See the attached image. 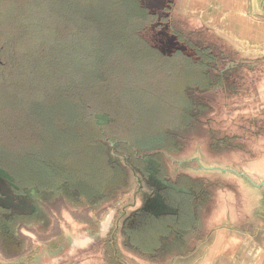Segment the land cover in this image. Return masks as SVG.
<instances>
[{
  "label": "trees",
  "instance_id": "16d2710c",
  "mask_svg": "<svg viewBox=\"0 0 264 264\" xmlns=\"http://www.w3.org/2000/svg\"><path fill=\"white\" fill-rule=\"evenodd\" d=\"M2 2L3 37L19 53L15 73L32 84L27 100L23 92L0 95V195L7 193L0 222L34 208L26 188L66 183L77 196L114 194L128 173L111 159L112 144L144 174L164 175L160 150L179 149L169 130L189 126L194 108L206 107L193 101L191 87L207 95L213 87L211 50L171 31L174 0ZM187 182L164 194L176 213L143 208L125 221L140 250L156 251L161 236L193 221L190 202L201 190ZM108 251L120 258L112 241Z\"/></svg>",
  "mask_w": 264,
  "mask_h": 264
},
{
  "label": "crops",
  "instance_id": "0c3cea01",
  "mask_svg": "<svg viewBox=\"0 0 264 264\" xmlns=\"http://www.w3.org/2000/svg\"><path fill=\"white\" fill-rule=\"evenodd\" d=\"M172 13L176 29L199 38L213 50L214 59L208 67L217 96L210 102L199 97L209 109L201 113L199 121L194 123L193 129L199 125L200 135H192V138L184 136L186 146L192 148L187 147L175 156L166 154L173 163L179 164L181 169L178 172L201 179L203 185L193 205L197 223L192 230L174 229L163 239L162 247L165 243H176L183 237L191 238L195 244L184 241L183 249L180 247L177 252L173 251L172 257L163 261L157 258L160 250L155 255H144L130 248L129 236L123 226L115 231L120 238L121 250L144 264H198L203 260L211 261L219 254L234 256L239 253L241 243L234 234H242L255 241L257 232L250 228V225L256 227V223L249 224L248 218L236 221L231 218L232 206H236L240 196L243 200L245 196H255L254 187L255 192L263 194V188L254 181V177L260 176V173L252 172L249 167L252 162L264 163V116H260L264 114V0H176ZM204 134H209V137L206 139ZM250 146H254L253 156L250 155ZM225 153L230 157L225 158ZM193 159L195 161L192 163ZM194 163H198V166ZM128 168L127 185L121 187L116 195L110 196L109 200L106 198L109 210L101 226L107 222V227L104 235L101 227L98 231L103 237L114 231L119 209L117 205L124 202L125 205L134 204L138 199L143 201L145 198L141 178L131 166ZM136 186L140 193L138 198L129 195ZM259 198L258 204L249 208L251 211L261 206L264 209V198ZM164 209L176 213L170 205ZM242 210L246 212L247 208ZM89 215L94 219L91 213ZM24 225L29 227L25 222ZM243 226L247 228L243 229ZM261 226L264 229V224ZM232 232L235 233L230 236ZM255 250L254 247V258Z\"/></svg>",
  "mask_w": 264,
  "mask_h": 264
},
{
  "label": "rangeland",
  "instance_id": "374dc122",
  "mask_svg": "<svg viewBox=\"0 0 264 264\" xmlns=\"http://www.w3.org/2000/svg\"><path fill=\"white\" fill-rule=\"evenodd\" d=\"M2 1L3 0H0V95L2 92H4L2 95L3 96L2 99H4V97L9 96L10 95L9 93L11 92L19 94V96H21V92H23L26 97H23V95L21 97L24 100H27L30 98L29 96H31L30 85L32 83L29 75L28 76L26 75L21 79H18L20 73L18 74L15 73L17 67V64H15V60H17V57L19 58V53L17 50V46L13 41V38L11 37L8 39L7 36L3 37L5 35L2 30L3 28L2 25L4 20H6L7 16L4 12L5 10L2 11V8L8 7V4ZM175 1L176 0H174L170 12L171 31H174L176 34H178L181 37H184L189 41L191 40L195 46L203 50H207L209 48L211 50L210 53L212 54L211 57V61H212L214 59L213 50L210 47H206L204 42L200 41L199 38H196L192 35H187L188 34L187 32L176 29L177 27L176 25H174L172 20V15H173L172 10ZM8 73L11 75L10 77H12L9 81L8 79H6L5 76V74ZM262 73L264 75V68L262 70ZM3 79L4 80L6 79L8 82L4 81ZM3 82H5V85L6 84L7 85L4 86L2 84ZM23 88L24 89L29 88V89L23 91ZM253 88H255L254 85ZM42 91L40 92V96L45 95V93ZM199 91H200L199 89L195 87H191L190 94L193 98V101L195 103L204 105L206 107L200 109L199 106H196L194 108V116L190 121L191 123L189 126L184 128L174 127L169 130L171 137L174 139V141H176V145L179 147V149L175 151L174 150L168 151L165 149L160 150L161 152L164 153V159H165L164 162H165L166 171L164 175L162 176H159L158 174L156 175L153 171L144 174L143 172H141L140 169L136 168L133 165L128 154L123 153L122 151H119L115 147L111 146L110 148L111 159L123 164L125 166V169L127 170L128 176L130 170L128 166H131V168L135 170V172L139 175L142 181L141 190L143 191V194L142 193L141 194L145 196L143 201L142 199H138V202L134 204L127 203V205H125L124 202L121 205H117L119 209L116 213L117 216L115 218L113 225L114 231L112 230L109 235L103 237L104 230L107 227V222H104V224L101 226V221L103 217L106 216L105 213L107 212V210H109L107 209L109 203L108 198L110 196L116 195V193L119 192L121 188L118 189L112 195L103 194V195H98L94 198H89L86 195L77 196L75 191L71 189L69 185H67L66 183L60 185L57 189L48 190V191L39 190L37 187L26 188V191L30 196L27 197V200L32 199V204L36 203L35 204L36 206L41 204L43 210H40L41 213L39 214L38 213L39 210L36 211V208L24 209V210H20L21 214L23 215L20 214L18 216H13L7 219V221H9L10 224L9 228L12 231L11 234H14V237H16L14 239L15 241L14 240L10 241V238L7 239L6 237H4V233L8 231H6L4 227H2V222H0V264H144L143 261L138 262L137 260L127 256L121 250L120 242H119L120 238L117 236L115 231H117L118 227L120 226H123L124 229L125 221L131 215H133V213H136L140 209L143 208L148 209L156 214L166 212L165 211L166 209H164V207L167 205L169 206V204H167L166 202V197H165L166 191L167 189L171 190L173 188L172 184L173 183L175 184V182L177 181L179 182L181 181L185 185H187L188 183L187 180L191 179L192 181L197 182L196 188H199L200 190L202 189L203 182L201 179L190 177L187 174L178 172L181 169V167H179V164L176 162L173 163V161L166 156V154L175 156L180 154L187 147H189L187 149L192 148V146L190 147V145L186 146V142L184 139L187 136H189V138H192V135L193 136L195 134L200 135L198 132L200 131L198 128L199 125L193 129L194 123L196 121H199L198 117L201 113L208 111L209 106L206 104H202L201 100L199 99L202 98V100L203 101L206 100V102L214 101L215 97L217 96L216 95L217 92L213 90V87L209 90L208 95L204 91H200V93ZM2 99L0 100V102L2 101ZM8 99H10V97H8ZM20 102L21 101H16V106L14 110H17V106L18 104H20ZM261 115L264 116V114L262 113L260 114V116ZM187 129H191V130L189 132L184 133V131ZM204 135L206 139L207 137H209V134L207 135L204 134ZM190 140L194 141L192 139ZM249 148L251 149L250 155L253 156L254 146H250ZM126 156L127 158H125ZM224 157L229 158L230 154L227 157L225 153ZM194 161L195 159H193L192 163ZM194 165L197 167L198 163H194ZM249 169L252 170V172L254 173H260V176L254 177V181L256 184L259 185L258 187L263 188V194L261 195L255 192L257 190L254 187V193H256V195L253 196L252 198L250 196H245L243 200L242 197L240 196L239 199L237 200V204H236L237 207L232 206L233 210H231L230 216L235 221L237 219L248 218L249 224L256 223L255 225L256 227H252V225H250L251 230L254 229L257 232V235L255 236V241H253V239L250 240L246 238V236L242 234H236L235 232H232L230 236L235 233L234 235H236L241 242L238 247L239 253H236L234 256L219 254V256H217L211 261L203 260L198 264H264V229H262L261 226L264 224V209H262V206L261 208L253 209L252 211L251 209H249L251 207L254 208L255 205L258 204L257 199H259L260 201L259 198L260 196L264 198V163L259 164L256 162H252ZM0 181L4 182L2 180ZM127 183L125 185H127ZM230 184L233 185L232 183ZM137 186L131 189L129 195H133L137 198L140 196V193L137 192L138 190ZM6 187L9 186L7 185ZM6 187L4 186L3 192L6 190L10 191L9 190L10 188L6 189ZM235 187L237 186L235 185ZM5 194L7 193H2L0 195L1 202H3L6 199L7 196ZM129 200H131V198ZM195 201H197V198L195 200L193 199L190 202L192 207L191 210H189L190 213L192 214L193 221L186 222L185 226L176 225L170 230L169 234L161 236V241L156 251L148 253L140 250L137 246H135L131 242V238L127 233L129 236L128 245L130 246V248L138 250L144 253V255H148V254L155 255L160 250L158 254L159 256H157V258L159 257V259L163 261H167L169 260L170 257H172L173 251L177 252V249H179L180 247L182 249L184 248L185 246L184 241L188 240V242L195 244V241L192 240L191 238L183 237L180 238V240H178L176 243L173 242H169L167 244L165 243V245L163 246L164 248L162 247L163 239L169 236L172 233V231H174V229L176 228H182L183 230L193 229V227L197 223L196 213H194V206H193ZM262 205L264 208V202ZM245 207L247 208L246 212L242 210ZM96 211H99V213H96ZM90 213L94 216V219L91 217V215H89ZM31 214L32 216L36 214L37 218L31 217ZM23 221L26 224H29V227H26ZM100 227H101V233L103 235H101V233L98 232L100 231ZM243 227H244L243 229L247 228L246 226ZM94 235H96V237ZM109 241L113 242L114 251L115 253L119 254L120 258H117L109 254L108 251ZM16 242L19 243L18 246L14 245ZM254 247L256 248L255 258L253 257Z\"/></svg>",
  "mask_w": 264,
  "mask_h": 264
},
{
  "label": "flooded vegetation",
  "instance_id": "af4514ba",
  "mask_svg": "<svg viewBox=\"0 0 264 264\" xmlns=\"http://www.w3.org/2000/svg\"><path fill=\"white\" fill-rule=\"evenodd\" d=\"M40 201H41V200H40ZM33 206H34V208H36V211L39 210V211H38L39 214L41 213L40 210H43L41 204L38 205V206H36L35 203H33ZM34 213H35V211H34ZM32 214H33V213H32ZM32 214H31V217H33V218H37L36 214H35L34 216H32ZM21 215H23V214H21ZM17 216H18V215H17ZM40 216H41V215H40ZM40 222H41V221H40ZM9 225H10V224H9V221H6V222L2 223V227H4V228L6 229V231H8V232H5V233H4V237H6L7 239L12 237L13 240H14L16 237H14V234H11L12 231L10 230ZM2 231H3V230H2ZM10 231H11V232H10ZM14 241H15V240H14Z\"/></svg>",
  "mask_w": 264,
  "mask_h": 264
},
{
  "label": "water",
  "instance_id": "95a60500",
  "mask_svg": "<svg viewBox=\"0 0 264 264\" xmlns=\"http://www.w3.org/2000/svg\"><path fill=\"white\" fill-rule=\"evenodd\" d=\"M112 146L114 147V144H112ZM125 158H127V156H126ZM129 164H130V163H129Z\"/></svg>",
  "mask_w": 264,
  "mask_h": 264
}]
</instances>
